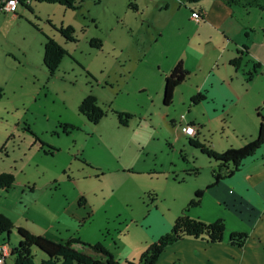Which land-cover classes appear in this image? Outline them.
I'll return each instance as SVG.
<instances>
[{
  "label": "rangeland",
  "instance_id": "1",
  "mask_svg": "<svg viewBox=\"0 0 264 264\" xmlns=\"http://www.w3.org/2000/svg\"><path fill=\"white\" fill-rule=\"evenodd\" d=\"M209 2L73 0L75 8L68 9L31 1L13 14L0 13V175L13 177L10 195L23 194L20 210L0 208L12 225L58 242L75 240L73 247L93 258L89 246H99L117 264H137L200 190L201 209L190 218L220 221L224 241L231 230L246 235L247 245L257 241L252 233L261 234L264 248V224L256 228L254 217L234 223L223 211L208 219L215 206L207 194L214 160L178 135L179 123L192 122L198 134L188 139L224 152L249 141L239 122L257 118L254 96L264 87V66L254 73L256 62L245 55L238 68H226L211 52L198 68L207 40L221 43L216 30L193 36V14ZM250 12L243 18L255 28L264 24V13ZM70 28L72 41L59 32ZM47 38L65 52L52 73L43 64ZM181 60L189 77L164 106L167 67ZM198 94L205 100L194 103ZM89 95L104 112L96 125L78 112ZM233 98H239L236 108ZM118 114L129 117L119 123ZM1 194L0 206L10 204ZM14 229L9 239L3 235L10 248L18 240ZM33 253L36 264L45 258ZM6 259L13 264V256Z\"/></svg>",
  "mask_w": 264,
  "mask_h": 264
},
{
  "label": "crops",
  "instance_id": "2",
  "mask_svg": "<svg viewBox=\"0 0 264 264\" xmlns=\"http://www.w3.org/2000/svg\"><path fill=\"white\" fill-rule=\"evenodd\" d=\"M197 8L199 9L198 14L200 19L197 23L195 22L197 25L193 36H200V32L202 31L216 30V34L221 39L220 46L213 43L211 38L203 45L204 49L197 58V64L199 65L198 68H202L203 62H205L211 52H215L218 55V58L220 57L219 61L223 59L221 65L226 68L231 66L230 63L232 60L240 59V63L235 67L238 68L243 62L245 55L255 61V64H257L258 67L261 65L264 66V24L259 28H255L251 25L252 23L249 19L251 14L250 11H252V9H243L234 6L229 7L226 6L222 0H210L209 3L199 4ZM234 9H236V11H234ZM260 12L264 13V11ZM243 17H249V19ZM199 45L200 44L198 43V47ZM231 46H233L234 52L233 50H230ZM186 62L187 60L184 62L181 60L183 67L187 70V67L185 66ZM255 64H253V67ZM173 66L174 63L167 67L169 70L165 76L168 75ZM231 76L233 77V74ZM203 100H205V97ZM238 100L239 98H233L230 100L232 108L238 107ZM254 100L256 103L253 108L256 111H259L261 108L260 104H264V87L256 93ZM256 117L258 118L257 115ZM234 118L236 119L238 116L234 114ZM257 118H248L246 121L242 122L241 120V122H239L240 125L244 127V131H246L250 137L249 141H245L244 144H247L256 137L258 130L257 124L259 123ZM262 122H264V117L262 118ZM183 123H187L194 127V123L192 122L185 121ZM180 124L181 123H179V125ZM197 134L198 132L195 129V136H197ZM178 135L186 138L181 132ZM186 140H188V138H186ZM215 149L216 148L214 147V150ZM220 152L221 151H216V153ZM209 181L207 182L209 183V186H207V189H209L207 194L209 198L214 200L215 206L209 211L208 217L210 218L208 219H212V217L219 218V214L222 212L220 215H223L224 211V216L228 218L227 220L234 223H246L247 221L245 219L247 217H254V224H257L256 228L259 227L261 223L264 224V144L252 157L244 160L238 171H236L231 177L229 176L218 181L216 184H213L214 180L211 176V181ZM12 186L13 183L9 188L0 189L2 193L1 198L5 200L9 199L11 204L6 203L0 206V208L10 212L15 207L19 210L21 209L19 201L23 197V194L20 193H13L10 195L8 191L11 190ZM202 197L204 198V196ZM202 202L200 200L199 205L187 210L186 214H189L190 216L191 210L194 211L197 208L200 210ZM252 211H255L254 214H251ZM0 213H2L1 210ZM2 214L7 216L10 220L8 214ZM13 227L16 228L14 225ZM234 231L237 232V230ZM234 231L231 230L230 234L235 233ZM44 237L58 242L56 238L49 237L48 235H45ZM251 237L254 241H257L256 243L249 244L250 250L248 248L249 245H247V242L249 243L250 241L249 239L248 241L246 239L245 245L242 244V246L237 247L229 244L230 238L225 241L222 238V241L214 244L206 241V239L182 238L174 244L165 247L156 264H264V248L258 245L263 237L261 234L258 236L254 233L250 235V238ZM5 264H7V259H5Z\"/></svg>",
  "mask_w": 264,
  "mask_h": 264
},
{
  "label": "trees",
  "instance_id": "3",
  "mask_svg": "<svg viewBox=\"0 0 264 264\" xmlns=\"http://www.w3.org/2000/svg\"><path fill=\"white\" fill-rule=\"evenodd\" d=\"M6 0H0V13H6L1 9V5ZM18 5L28 7V3L45 2L60 4L68 9H74L73 0H16ZM195 1V0H190ZM226 6L239 7L243 9H257L264 11V0H222ZM28 2V3H27ZM17 5V7H18ZM129 7L132 10H136V7L129 3ZM60 34L69 41H72L71 34L73 30L59 29ZM65 55L63 49L57 45L52 39L47 38L44 45L43 64L45 68L52 73L60 64L62 57ZM240 59L232 60L231 65L238 66ZM258 68L257 64L253 67V72ZM189 77L188 71L183 67L181 61L177 62L170 70L167 76L164 77L163 90H162V104L169 106L172 103L173 93L178 86L182 84L185 79ZM253 78L252 74H249V80ZM202 99V95L198 94L193 98V102ZM78 112L83 115L88 122L96 125L103 117L104 112L98 108L96 99L89 95L78 106ZM256 115L261 118L259 111H256ZM128 118V114H118V121L122 123L121 119ZM259 123L256 137L244 144L240 148H228L226 151L216 153L210 148L201 146L195 141L188 139L189 145L199 148L201 154L214 160L216 166L211 172L213 178V184L218 181L231 177L239 167H241L244 160L252 157L259 148L264 144V125ZM181 125V124H180ZM179 125V126H180ZM13 183V177L4 173L0 175V189L9 188ZM200 190L196 191L194 197L190 200L187 207L181 211L180 215L174 221L170 232L165 233L155 242L151 243L146 251L141 254L137 264H156L160 254H162L165 247L172 245L182 238H199L206 239L210 243H219L222 241L223 236V224L218 221L216 223L205 224L199 220L190 218L186 211L197 207L200 203L202 196ZM14 229L11 221L4 214L0 213V244H6V240L3 239V235L9 239L11 231ZM15 232L18 236L17 243L10 248V253L6 257L13 256V264H36L34 262V250L40 251L45 255V258H40L38 264H117L109 253L105 252L99 246H89V248L96 254L93 258L82 252L76 250L73 245L79 243L75 240H68L65 242H55L44 236L31 233L29 230L23 227H16ZM247 237L243 233H232L230 235L229 244L240 247L246 241ZM34 249V250H33ZM98 255V256H97ZM5 258V259H6ZM5 259L3 264H5Z\"/></svg>",
  "mask_w": 264,
  "mask_h": 264
},
{
  "label": "built area",
  "instance_id": "4",
  "mask_svg": "<svg viewBox=\"0 0 264 264\" xmlns=\"http://www.w3.org/2000/svg\"><path fill=\"white\" fill-rule=\"evenodd\" d=\"M17 1L16 0H6L3 2L1 5V9L4 12H9V13H15L17 10ZM192 19L196 20V22L199 21L200 16L199 14H193ZM183 119V117L181 118ZM180 132L186 136V138H191L195 136V129L192 125H189L187 123H181L179 126ZM10 249L7 244H0V264H3L4 259L9 255Z\"/></svg>",
  "mask_w": 264,
  "mask_h": 264
},
{
  "label": "clouds",
  "instance_id": "5",
  "mask_svg": "<svg viewBox=\"0 0 264 264\" xmlns=\"http://www.w3.org/2000/svg\"><path fill=\"white\" fill-rule=\"evenodd\" d=\"M8 245V244H7ZM8 247H9V245H8ZM9 249H10V247H9Z\"/></svg>",
  "mask_w": 264,
  "mask_h": 264
}]
</instances>
